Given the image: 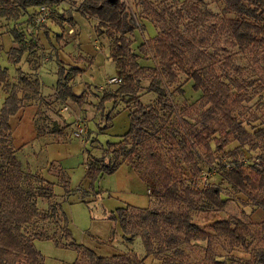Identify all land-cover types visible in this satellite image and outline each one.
Masks as SVG:
<instances>
[{"label":"rangeland","instance_id":"rangeland-1","mask_svg":"<svg viewBox=\"0 0 264 264\" xmlns=\"http://www.w3.org/2000/svg\"><path fill=\"white\" fill-rule=\"evenodd\" d=\"M80 1L62 0L53 5V12L48 21L39 25L32 23L35 10L31 8L17 20L6 18L1 20L0 63L8 68L9 77L7 82L0 84V108L8 93V86L9 89L14 88L22 97L23 107L17 115L11 117L12 136L6 141L0 138V161L11 174L12 182L16 184L35 190L39 184L37 175L52 182L54 195L51 198L37 195L36 204L43 213L50 211L51 203H59L68 216V226L74 241L102 255L132 251L142 259L141 264H161L160 258L146 254L140 236L126 240L119 222L108 217V213L117 206L126 203L136 205L135 201H138L140 195L119 193L117 190L124 182L120 183L121 177L112 174L99 176L96 180V191H89V179L84 172L89 161L88 153L97 157L105 154L107 160L112 159L114 153L112 148L107 147V142L122 139L123 133H120L126 130V124L124 114L119 113L122 109L133 107V101L128 102L126 95L119 96L115 104L112 101L106 102V110L110 109L111 117L102 116L97 107L103 91H114L122 80L116 83L109 81L114 76L121 77L114 75L117 65L109 56L113 46L112 38L106 32L95 31L97 20L87 17L78 10ZM128 2L126 6L131 12L133 10L136 12L139 20V23L137 22L139 27L135 32L128 34L132 48L138 54L141 64L156 66L161 71L158 57L155 55L154 36L159 31L160 22L169 20L170 23L173 15L171 12L180 14L179 8L182 7L183 0H128ZM194 3L200 6L202 12L208 11L209 18L200 23L191 21L192 31L200 30L205 33L211 29L212 34L208 33L205 48L212 54L216 53L215 61L212 62L214 72L226 82H229V76L231 80L237 79L240 82L241 87L233 85L232 90L242 93L247 99L244 98L236 107L234 114L253 133L264 126V47L255 48L248 45L241 48L228 42V34L221 27V20L222 17H229L232 14L223 11L224 3L221 0H195ZM182 13L184 20L180 22L179 29L188 36L192 31L187 33L183 28L191 17L186 16L184 10ZM59 14H63L64 17L74 16L77 23L74 31L70 30V24L63 21ZM159 17L160 22H156V18ZM213 21L216 23L212 24ZM60 23H64V27ZM13 28L21 31L22 43L27 46L17 63L13 61L9 51L11 46L20 44L14 40ZM79 30L95 38L94 45L100 51L96 59L85 49L81 50L80 55L72 57V53L76 52L77 48L79 50ZM59 33H63L61 40H57ZM216 48L218 49L215 50ZM60 50L70 51V57L64 60ZM227 57L241 65L240 73L234 71L231 65L225 64ZM57 58L68 66L78 64L85 67L84 73L71 80L73 85L80 82L82 88L86 89L87 94L85 93L79 101L71 99L61 101L56 97L59 69ZM148 71H150L148 75L141 78L138 93L143 103L155 105L161 114L156 122V130L148 134L139 146L142 166L135 170L147 187L148 205L164 207L159 198L163 189L161 182L149 172L150 167H146L148 164L151 165V161L154 162L146 155L147 150L151 149L150 151L157 157L164 159L167 168L174 175L184 179L186 185L194 186L195 182L200 187H207L212 183L221 184L222 196L227 198L226 204L218 210L210 208L194 212V218L202 227L213 231L210 221L237 215L250 225L248 237L251 244L264 245V241L261 240L264 235L261 228L264 209L257 206L246 193L238 191L223 174L227 169L226 163L238 165L250 172L251 164L259 162L261 156L264 157V136L256 139L257 147L233 138L223 149L218 150L215 149L213 142L212 156L216 159L212 161L205 155L203 149L197 147L195 149L197 155H192L201 170L207 173L206 179H203L202 172L195 174L191 161L187 159L189 146L179 143L181 133L189 125L186 121H195L206 107L201 98L202 90L194 89V80L182 71L174 81L162 73L160 82L167 91L169 103H172V107L169 105L163 107L157 102L158 93L150 84L153 74L150 69ZM116 114L119 120L116 121L113 130L107 131L112 127V119ZM104 123H111V126L101 129ZM173 128L178 129L174 135ZM73 139L80 141L81 152L72 150L70 145ZM132 183H135V180H131V186L134 190L137 189ZM63 225V215L60 211L56 217L41 219L35 216L23 225L24 231L30 235H34L36 231L51 235L50 239L35 238V244L43 252L46 264H73L78 256L74 245L67 246L72 239L64 236ZM213 233V247L210 253L206 250V240L192 241L180 246L183 248V254L176 255L177 260L183 264H210L211 253L217 255L219 259L235 264H247L256 259L253 250H246L241 245L231 243L224 236ZM56 240L60 245L55 243ZM172 253L171 249L165 251L163 255Z\"/></svg>","mask_w":264,"mask_h":264},{"label":"trees","instance_id":"trees-1","mask_svg":"<svg viewBox=\"0 0 264 264\" xmlns=\"http://www.w3.org/2000/svg\"><path fill=\"white\" fill-rule=\"evenodd\" d=\"M62 0H0V34L2 32V19L17 20L21 15L31 8L34 10L39 4H58ZM195 0H183L180 7V14L171 12L172 19L160 22L156 18L159 31L154 36L156 39L155 55L158 57V67L141 64L138 54L132 48V42L128 34L135 32L139 27L138 16L126 10L120 0H81L78 10L87 17L97 20L95 31L106 32L112 38V50L110 58L115 61L119 69L122 81L114 91L104 90L101 95L98 108L102 116L111 117L110 109L106 110V102L116 103L119 96L128 95L127 101H133V107L128 108L129 127L122 135V139L113 142L108 141L107 147L112 148L114 153L112 159L107 160L105 154L97 157L88 153L87 177L89 179V191H96V180L103 174H112L123 162L130 164L135 170L142 166V153L139 149L148 134L156 129V122L161 114L155 105L145 104L139 96L138 85L141 78L148 75L151 70L153 76L151 86L158 93L157 102L163 107H172L167 97V91L161 84V74H165L171 81L179 77L182 71L194 80L193 88L202 90L201 98L205 108L199 113L195 121L189 123L186 130L181 133L179 143L189 146L187 159L194 167V173H201L200 165L192 154L197 155L195 149L199 147L210 161L216 159L212 156L215 149H223L233 138L241 143H252L258 146L256 139L264 136V126L250 132L234 114L238 105L243 99L242 93L233 91L234 86L241 87L237 79L229 82L222 80L216 75L212 64L215 61V54L206 51L205 45L208 40V33L200 30L192 31V23L204 22L209 18L207 12H202L200 6L194 3ZM224 3L223 11L232 14L229 17H222L221 27L228 34V42L244 48L251 45L255 48L264 47V0H221ZM191 19L187 21L183 29L188 33L185 35L179 29L180 22H183L184 15ZM160 15V13H158ZM63 21L68 22L70 28L76 26L73 15L64 17L59 14ZM192 21V23H191ZM190 22V23H189ZM213 21L212 24H215ZM64 27V23H60ZM143 26V25H142ZM144 28V26H143ZM57 35V40L63 38V33ZM14 40L20 44L11 46L9 51L14 62H19L26 50L22 43L21 31L13 28ZM215 39V38H214ZM0 42V50H1ZM216 48L215 50H217ZM59 69L56 80V97L61 101L71 99L79 101L86 91L77 94L73 90L71 80L80 75L84 69L78 65L68 66L63 60L58 59ZM226 65H231L234 71H242V67L232 61L230 57L225 59ZM159 73V74H158ZM215 73V74H214ZM240 73V72H239ZM9 77L8 68L0 63V84L7 82ZM234 85V86H233ZM233 86V87H232ZM3 100L0 108V138L9 139L13 134L11 117L17 115L22 106V97L12 88ZM184 124V123H183ZM111 123H104L101 129H106ZM173 135L178 129H172ZM192 144H191V143ZM191 144V145H190ZM148 149L146 155L151 161L149 171L161 182L162 191L160 201L163 208L154 205L138 206L130 203L117 206L108 213V217L119 222L126 240L140 236L147 255H153L161 259V264H183L176 255L183 254L182 244L192 241L206 240V250L210 253L213 247V235L224 236L231 243L241 245L246 250H253L255 260L247 264H264V245H252L249 239L250 225L237 215L219 217L210 221L213 231L202 227L194 218L197 210L221 209L227 202L222 196V186L219 183H212L207 187H200L196 182L193 185H186L184 179L177 177L169 170L162 157H157L153 151ZM259 162L251 164L252 169L247 172L245 169L235 165L224 171V177L232 185L247 194L257 206L264 209V157ZM201 170V171H200ZM39 182L37 188L24 187L12 182L11 174L5 170L0 161V264H46L43 252L36 246L35 238L50 239V234L43 231H36L30 235L24 231L23 225L31 221L35 216L41 219L56 217L58 211L63 215V234L65 237L73 238L72 231L68 226V216L62 206L53 202L49 205L50 211L41 213L35 201L37 195L51 198L54 195L53 184L43 176L37 175ZM264 232V221L261 222ZM264 241V235L261 237ZM56 244L60 243L56 240ZM74 245L78 256L73 264H141L142 259L135 252L114 253L102 255L92 248L80 244L73 239L67 246ZM173 250L171 255L163 253ZM210 264H235L219 259L211 253ZM174 255V256H173ZM209 264V263H205Z\"/></svg>","mask_w":264,"mask_h":264},{"label":"crops","instance_id":"crops-1","mask_svg":"<svg viewBox=\"0 0 264 264\" xmlns=\"http://www.w3.org/2000/svg\"><path fill=\"white\" fill-rule=\"evenodd\" d=\"M73 30H75V29L73 28ZM78 39H79V42H78L79 50L77 48V51L74 52V53H72V57H75L76 54L80 55V52H81V50L83 51V49H85L87 52H90L93 56H95V59L99 56L98 53L100 51H98L97 48L95 47L96 45H94V40H95L94 37L87 36L85 34V32L79 30L78 31ZM67 52L66 51H63V50H60V53H61V55H63L64 60L66 58L68 59L70 57V54H71L70 51H67ZM82 54L83 55H86L85 53H82ZM75 63H79V62H75ZM76 65H78V64H76ZM80 67H82L84 69V71L82 72V73H84L85 72V67L84 66H80ZM114 75H120L119 69L117 67H116V73ZM78 77H77L76 81L78 80ZM80 84H81L80 82H77L75 85H73V90L77 94H80L81 92H83V91L86 90L85 88H82V85H80ZM128 112H129V109L128 108H125V109H122L121 112L119 113V114H124V117H125L124 118V121H125V124H126V127H125L126 130L125 131H127L128 127H129V123H130L129 116H128ZM117 114L112 119V121H113L112 127L109 128V129H107V131L113 130V127H114L116 121L119 120L118 117L120 115L118 114L119 116H117ZM124 132H121V133L119 132V133L122 134ZM67 146H69V145H67ZM70 146H72V150L76 149V150H78V152H81V150H80L81 149V143H80L79 140L73 139L72 140V145H70ZM86 171H87V168L85 167V169H84L85 174H86ZM112 175H114V176L116 175V176L121 177L120 183H123L124 182L123 185L120 184L121 185L120 186L121 188H119L117 190V191H119V193H121V192H124V193L128 192L130 195H134V194L137 195V196L140 195V198L138 199V201H135L138 204V206H140V205L147 206L148 205L149 198H148V196L146 194V188L147 187L145 186V182L138 175V173L135 171V169L130 164H128L126 162H123L112 173ZM131 180H135V183H132V184L135 185V187H137V189L134 190V188L131 186ZM125 185H127V186H125ZM263 214H264V211H263Z\"/></svg>","mask_w":264,"mask_h":264},{"label":"built area","instance_id":"built-area-1","mask_svg":"<svg viewBox=\"0 0 264 264\" xmlns=\"http://www.w3.org/2000/svg\"><path fill=\"white\" fill-rule=\"evenodd\" d=\"M120 2L125 5L127 11H130L129 7L126 6L129 4L128 0H120ZM34 10L35 12H33V15H32V23L34 25L43 24V23H46L49 17L51 16L53 12V5L50 3H42L34 7ZM131 13H133V15L135 16L134 10ZM70 30L74 31L73 28H70ZM121 80L122 78L119 76H114L111 79H109L111 83L120 82ZM225 166L227 169L234 167V165H230V163H226ZM206 175L207 173L203 171L202 172L203 179H206Z\"/></svg>","mask_w":264,"mask_h":264}]
</instances>
